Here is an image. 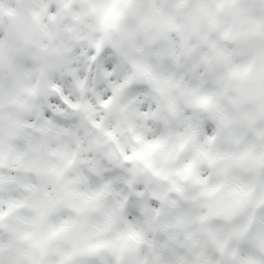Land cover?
<instances>
[{"label": "clouds", "instance_id": "obj_1", "mask_svg": "<svg viewBox=\"0 0 264 264\" xmlns=\"http://www.w3.org/2000/svg\"><path fill=\"white\" fill-rule=\"evenodd\" d=\"M0 264H264V0H0Z\"/></svg>", "mask_w": 264, "mask_h": 264}]
</instances>
